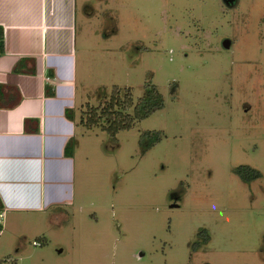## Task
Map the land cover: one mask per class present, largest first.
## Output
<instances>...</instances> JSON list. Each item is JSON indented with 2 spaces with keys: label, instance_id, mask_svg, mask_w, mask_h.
Here are the masks:
<instances>
[{
  "label": "rangeland",
  "instance_id": "374dc122",
  "mask_svg": "<svg viewBox=\"0 0 264 264\" xmlns=\"http://www.w3.org/2000/svg\"><path fill=\"white\" fill-rule=\"evenodd\" d=\"M75 8L84 109L112 86L135 103L152 84L162 105L81 130L73 204L1 214L0 263L264 264V0Z\"/></svg>",
  "mask_w": 264,
  "mask_h": 264
},
{
  "label": "crops",
  "instance_id": "0c3cea01",
  "mask_svg": "<svg viewBox=\"0 0 264 264\" xmlns=\"http://www.w3.org/2000/svg\"><path fill=\"white\" fill-rule=\"evenodd\" d=\"M75 13V0H0V86L19 93L0 96L2 215L73 204L74 150L90 128L79 122Z\"/></svg>",
  "mask_w": 264,
  "mask_h": 264
},
{
  "label": "trees",
  "instance_id": "16d2710c",
  "mask_svg": "<svg viewBox=\"0 0 264 264\" xmlns=\"http://www.w3.org/2000/svg\"><path fill=\"white\" fill-rule=\"evenodd\" d=\"M1 51L2 28L0 27V52ZM2 86H0V96L10 98V100L15 103L19 98L17 90L14 88L12 91L8 90L5 93L1 90ZM161 105L162 100L160 93L155 90V87L152 84L144 88L142 94L135 103H132L131 94L128 90L125 89L120 97L119 89L116 86H112L109 91L107 102L99 107L97 105H88L83 111H81L79 122L84 126L89 127L91 125L99 124L101 120H106V129L113 134L119 129L130 127L134 119L146 116ZM129 107L132 108L131 112L127 111ZM67 115H70L69 112H67ZM155 139L156 137L152 136L149 141H147L146 146L151 145ZM233 171L242 180H249L260 174L257 169L247 164L236 165L233 168ZM1 210L2 204L0 202V211Z\"/></svg>",
  "mask_w": 264,
  "mask_h": 264
},
{
  "label": "built area",
  "instance_id": "2783aa9c",
  "mask_svg": "<svg viewBox=\"0 0 264 264\" xmlns=\"http://www.w3.org/2000/svg\"><path fill=\"white\" fill-rule=\"evenodd\" d=\"M0 215H1V213H0ZM32 242H33V243H37V241H35V240H33ZM1 260H3V259H1ZM4 262H5V260L2 261L0 264H6V263H4Z\"/></svg>",
  "mask_w": 264,
  "mask_h": 264
}]
</instances>
